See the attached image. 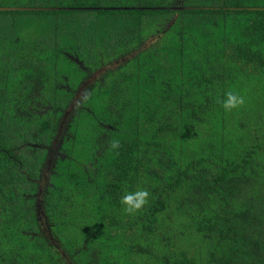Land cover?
I'll return each instance as SVG.
<instances>
[{
  "label": "trees",
  "instance_id": "16d2710c",
  "mask_svg": "<svg viewBox=\"0 0 264 264\" xmlns=\"http://www.w3.org/2000/svg\"><path fill=\"white\" fill-rule=\"evenodd\" d=\"M82 87L43 196L63 260L33 207ZM68 257L264 264V0H0V264Z\"/></svg>",
  "mask_w": 264,
  "mask_h": 264
},
{
  "label": "rangeland",
  "instance_id": "374dc122",
  "mask_svg": "<svg viewBox=\"0 0 264 264\" xmlns=\"http://www.w3.org/2000/svg\"><path fill=\"white\" fill-rule=\"evenodd\" d=\"M175 18H177V15L175 16ZM156 38L157 37H154V38L150 37V39L146 41V44L147 45L151 44L153 40H156ZM111 43H113V42H111ZM80 63H82V62L80 61ZM115 66L116 65H113V66L109 65V67H108V65L105 67L103 66V68H100L99 71H97L94 74V77L91 81L100 79L102 76L105 75V73L107 72V70L109 68L115 67ZM84 87H82L80 90L76 91L75 99H73L71 101L70 106L65 110L64 115H62L63 117L61 118V121L59 123V126H60L59 131H57L55 138L51 141V147H49L50 151L48 150V153L46 156L47 159H46V163H45L44 168H43L44 180H41V183L44 181L45 182L39 185V189L36 191V195H35V198H36V202L34 203L35 206L34 207L32 206L33 208H35V210H37V214H38V218H39V226H40V228H39L40 233L39 234L44 238L45 241H48V244L51 247H53V249L58 254H60L62 258L66 257L67 252L65 251L60 239L58 238L56 233L53 231V225L51 224L49 216L45 212V206L43 203V196H45L49 192L46 189L45 184H47L48 186L52 185L51 183H49L48 174L50 171H53L52 170L53 165H55V163H56L57 149L60 148L62 141H63L62 132L65 130L66 126H68V121L70 119H72V116L75 114V111L72 109H73L74 105H76L77 100L80 98V93L82 92ZM37 111L39 112L41 110L38 109ZM27 140H30L29 136H27ZM29 143L40 145L39 141H37V140L34 143H33V141H30ZM63 156L64 155L61 154V157H63ZM30 196H32L30 191L25 193V197L29 198ZM64 258H63V260H64ZM68 261L71 262L69 264H73L72 263L73 260L71 259V257H70V259L68 257Z\"/></svg>",
  "mask_w": 264,
  "mask_h": 264
},
{
  "label": "clouds",
  "instance_id": "9594fccd",
  "mask_svg": "<svg viewBox=\"0 0 264 264\" xmlns=\"http://www.w3.org/2000/svg\"><path fill=\"white\" fill-rule=\"evenodd\" d=\"M91 93L88 89L83 90L80 93V98L77 100L74 107L82 106L87 103L90 99ZM245 99L243 96L238 93L229 90L225 93V98L222 101V107L226 111H231L234 108H239L243 106ZM121 147L120 141L113 139L110 142L111 149H119ZM150 193L147 189L137 188L135 192L125 191V193L120 198V203L123 205V211L126 214L133 215L136 212L140 211L147 203Z\"/></svg>",
  "mask_w": 264,
  "mask_h": 264
}]
</instances>
